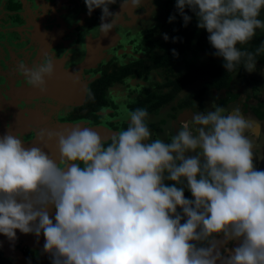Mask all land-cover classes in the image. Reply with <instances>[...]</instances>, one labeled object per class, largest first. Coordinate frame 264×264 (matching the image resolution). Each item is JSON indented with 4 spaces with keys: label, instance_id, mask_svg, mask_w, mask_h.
<instances>
[{
    "label": "clouds",
    "instance_id": "1",
    "mask_svg": "<svg viewBox=\"0 0 264 264\" xmlns=\"http://www.w3.org/2000/svg\"><path fill=\"white\" fill-rule=\"evenodd\" d=\"M116 3L84 0L89 16L101 10L97 27L104 35L125 8L142 6L141 0H120L122 11L111 12ZM186 7L226 72L240 65L255 70L264 44L255 53L236 45L249 44L264 29L258 18L264 0H176L184 26L192 19ZM175 18L170 14L168 22ZM17 71L44 91L54 65L45 59ZM126 115L128 127L107 146L87 127L41 129L37 140L45 147L55 140L57 159L42 147H26L17 133L0 136V234L9 241L17 239L15 230L43 234L51 264H264V170L254 165L245 134L250 123L240 109L195 112L194 131L184 125L170 142L151 139L145 108ZM185 188L194 199L185 198ZM233 240L239 245L223 256L218 244Z\"/></svg>",
    "mask_w": 264,
    "mask_h": 264
},
{
    "label": "flooded vegetation",
    "instance_id": "2",
    "mask_svg": "<svg viewBox=\"0 0 264 264\" xmlns=\"http://www.w3.org/2000/svg\"><path fill=\"white\" fill-rule=\"evenodd\" d=\"M20 2L23 10L26 9V6L28 7L24 10L25 12L33 14V23L45 27H42L43 31L41 33L44 31L49 32L51 36L45 52H39V54H37V52L34 53L35 50L30 46V41L32 37L35 38L38 36L40 29L39 27L36 28L35 32L22 30V27L30 29L29 26H25L27 25V19L23 16V23L13 26L9 31L14 34L16 32L18 39H14L21 43V55L24 57L30 56L34 60L39 58L38 62L51 59L53 65H56L54 60H58L60 63V66L57 67L60 70L55 74L59 80V93H52L51 95L42 97L43 99H48L49 102H42L40 106L52 112L50 116L53 118L54 123H71L73 125L81 123V128L87 127L93 130L97 127H104L103 132L105 134L102 139L104 140L105 146H107V144L111 142L113 135L121 130H126L123 124H128L127 116L125 118L115 117L116 113L118 114V112L120 113L121 111L127 112L135 109V105H142L141 102L144 101V93L146 90L150 92L152 90L159 91L160 87H158L157 84L164 83L162 71L160 69H152L148 73L150 74L157 70L162 75V79L158 78L156 82L150 85L148 83V86H143L145 82L151 81L149 80L148 74L145 77L127 76L124 79L110 84L108 81L110 80V76L112 77V74L115 72L119 74V70L123 67L145 57V54L142 57L138 56V53L136 54L132 48L130 50L122 49V38L117 31L119 26L125 28L122 20L117 21L114 28L110 30L107 35H104L97 27L101 23L100 9H94L91 16H89L84 0H21ZM144 7L142 3L141 8L143 10H145ZM121 11L120 3H116L111 9V12ZM133 11L134 9L131 7L125 8L120 16L124 15L126 19H131V17H133ZM127 32L130 33V31L127 30L125 32L124 36L126 35V37L130 35ZM59 35L62 37L63 41L57 42V37ZM11 36L14 37L13 34H11ZM131 39L132 38H130L129 41H131ZM28 44L30 45L27 46ZM147 50L150 49L147 48ZM136 52H138V48ZM125 58L128 60L124 61ZM68 61H73L74 66H76V70L72 74L66 72L67 65H69ZM22 64L26 66V61H24V63L22 62ZM17 68L18 66L15 65L13 72L6 75L8 77L7 89L9 90V86L13 87L16 84V86H18V84L27 83L26 77L22 72L17 71ZM54 68L56 67L54 66ZM178 70L180 69H175L174 74H177ZM53 72H55V69ZM53 75L54 73L52 76ZM101 83L106 84V88L103 89L105 92L103 96H101V93H103L102 91L101 93L98 92L99 96H95L92 93H94V90L96 91L99 86L102 88ZM189 86L190 85H187L179 90L174 97L167 104L161 106L157 112L150 113L148 122L154 127L156 124L152 123L154 120L152 117H157L155 122L157 124L158 122L159 124L167 122V116L161 114V109L168 107L171 109V111L169 110L171 115L170 118H168L169 125L167 126L169 127L168 133H170L171 136L175 135L177 131L173 125V122L176 121V123H180V125L177 126L179 129L187 125L190 130V124H192L195 129L196 125L191 123L195 110H193V107L190 108L185 105L186 102L188 103L193 100L190 98L191 92L188 90ZM168 89L169 87H163L164 91ZM90 100H92V102H89ZM233 104L234 103H229V111L232 110L231 107ZM241 112L246 116L255 115V113L247 107L246 109L243 108ZM257 118L262 122L264 121V117ZM150 119H152V121ZM262 124L258 137H255V135L251 133L253 138H257L256 140L261 139V136L264 135V122ZM114 125H118L121 129H116ZM36 133V131H32L29 133L30 135L25 134L23 136L25 139L29 138V136L35 138ZM100 136H102V134H100ZM162 137L164 136L162 135ZM171 138L169 141H171ZM190 155H195V153H186V156ZM54 156L57 159L58 153ZM259 162L264 165V160ZM259 170H264V167L262 168L259 166ZM172 183L171 181H165L166 185ZM184 196L188 199H194L191 194L187 195L184 193ZM49 213L50 218L54 217V207H49ZM15 231L17 234V239L15 241H9L8 243L4 241L0 243V264H51L49 254L43 251V234L36 237L31 233L22 234L19 230ZM221 236L222 235L216 236V240L218 241ZM190 243H194L198 247L202 246V242L191 241ZM234 243L237 247L240 242L236 240L228 241L226 244H218V248L221 253L223 250L229 251L230 249H234L232 245ZM203 246L207 245L205 244Z\"/></svg>",
    "mask_w": 264,
    "mask_h": 264
},
{
    "label": "trees",
    "instance_id": "3",
    "mask_svg": "<svg viewBox=\"0 0 264 264\" xmlns=\"http://www.w3.org/2000/svg\"><path fill=\"white\" fill-rule=\"evenodd\" d=\"M158 7V10L167 11V16L175 15V20L168 22L170 24V30L168 33V41L164 39H158L152 33V30H147L139 41V46L145 45L147 50L144 58L137 60L135 63H131L119 70V74L116 72L110 76L108 83L126 78L127 76L145 77L152 69H160L162 71L164 83L157 84L160 87L159 91H145L144 101L142 105H135L136 108H145L148 113L157 112V110L167 104L174 95L187 85L193 84L200 77H207L209 80L203 84V86L195 90L191 94V102H186L185 105L193 110H200L207 112L203 106L202 99L208 90L216 89L222 90L228 88L233 80L236 78L243 85H255L256 79L250 76L242 65L238 66L237 71L226 72L223 67V58L216 57L213 54L207 58L202 59L204 52H208L215 49L210 45L207 40L208 33L205 29L197 27V18L194 13L187 7L185 13L192 17L187 26H184L183 19L176 11V0H153ZM264 20V10H262L260 17ZM178 37L176 42H173L172 38ZM264 44V30H256V35L247 45L236 46L242 50L255 53V50ZM175 49L178 55L174 56L172 50ZM256 65L264 66V52L255 56ZM177 67H183V70H178L177 74H174V70ZM117 74V75H116ZM118 76V77H116ZM101 86L94 90L95 96L101 91L103 96L106 88L105 83H101ZM163 87H169L167 91L163 90ZM99 96V95H98ZM89 102H92L90 100ZM197 102V103H195ZM196 105V106H195ZM256 109L257 107H253ZM134 110V109H133ZM256 115V113H255ZM257 116V115H256ZM258 117V116H257ZM263 118V117H262ZM149 128L154 127L147 121ZM124 128L128 127V124H123ZM174 183V182H173ZM184 193L191 194L186 188ZM177 211H180L178 208ZM184 220L181 221L183 223Z\"/></svg>",
    "mask_w": 264,
    "mask_h": 264
},
{
    "label": "crops",
    "instance_id": "4",
    "mask_svg": "<svg viewBox=\"0 0 264 264\" xmlns=\"http://www.w3.org/2000/svg\"><path fill=\"white\" fill-rule=\"evenodd\" d=\"M20 1L21 0H0V56H3V58H0V63L3 61L4 67H8L10 72H13L15 65L19 66L20 64H22V62L24 63V61H26V65H28L29 63L27 57L21 55V43L15 40L18 39L17 34L15 33V35L14 33L9 32L10 28L12 29L13 26L21 25L24 21V17L27 19V25L25 26H29L30 29H25L26 27H22V30L35 32L36 28L39 27L41 33L43 31L42 27H44L43 25L40 26L33 23V14L25 12L24 10H26L28 7L26 6V9L23 10ZM40 33L35 38H31V45H27L32 46L33 50H35L34 53L37 52V54H39V52H45V49L50 42L51 37L49 35V32L44 31L41 34ZM11 34H13L14 37H12ZM1 41H8V50L1 49L2 46H5V43H1ZM59 41H63L60 35L57 37V42ZM35 60L38 61L39 58H36ZM54 61L56 64L54 65L56 67L54 68L55 72H53L54 75L50 78L45 77L46 83L44 91H40L39 89L32 87L28 83L18 84V86H16V84L13 87L9 86V90L7 89L8 77L6 75L10 72L6 71V73L0 74V136L5 134L7 131H11L13 134L17 133L24 141L26 147H42L44 151L48 152L53 159H56L54 156L56 153H58V150L56 148V141H49L47 147H45L42 142H39L37 140V135L41 129L61 132L72 129L69 128V126L67 125L68 123H54L53 118H51L50 114L47 113V110L45 108L43 109L40 106L42 102H49L48 99L46 100L42 97H44L45 95H51L52 93H59V80L58 77L55 76V74L59 72L58 70H60L57 68L60 66V63L58 60ZM74 71L75 70H73L72 66L67 67V73L72 74L74 73ZM242 104L243 103L233 104L231 109L233 110L235 108H239L240 111H242L245 107ZM253 104L254 102L249 107L250 109L254 107ZM255 105V107H258L257 104ZM242 115L244 118H247L246 120L250 123V127L245 134L251 136L252 133L255 135V137H258L263 125L262 123L264 121H260L254 114L246 116L244 115V113H242ZM103 129L104 127H97L94 131H96L99 135H104L105 133L103 132ZM32 131L37 132L36 137L33 138V136H29V138L25 139L23 135L29 134ZM254 139L256 140L257 138ZM4 241H6L7 243L9 242V240L3 234H0V243ZM217 264H220V262L217 261Z\"/></svg>",
    "mask_w": 264,
    "mask_h": 264
},
{
    "label": "rangeland",
    "instance_id": "5",
    "mask_svg": "<svg viewBox=\"0 0 264 264\" xmlns=\"http://www.w3.org/2000/svg\"><path fill=\"white\" fill-rule=\"evenodd\" d=\"M142 3L144 4V8L145 10H143L141 7L138 9H134V13H133V17H131V19H126V17L124 15L120 16V20L123 21L125 28L119 26L117 28V31L119 32L118 34L121 36L122 40V44L123 50H127V49H134V52L138 55V56H143L144 54L146 55V50L147 48L145 47V45L143 47L139 46V40L141 39L142 35L144 33L147 32V30H152V33L154 34V36L158 39H163L162 34L166 33L168 35L169 30H170V24L168 23V16H167V11L165 10H158L157 5L154 3L153 0H141ZM117 3H120V0H117ZM115 4L109 5V10L111 11L112 7ZM157 9V10H156ZM100 15H101V10L99 11ZM124 29V31H123ZM130 31L127 32L130 35H128L126 37V35L124 36L126 31ZM260 30V29H258ZM264 30V29H263ZM16 33V32H15ZM123 35V37H122ZM4 37V36H2ZM131 39V41H129ZM1 43H5V46H2L1 49H5L8 50V41H1ZM138 48V52H136ZM214 53L213 50H210L208 52H204V54L202 55V59H207L209 58L212 54ZM132 56V55H131ZM29 64L26 65L28 68H31V66L35 63H37V60H34L32 57L30 56H26ZM0 58H3V56H0ZM68 59V58H67ZM128 60L127 58L124 59V61ZM71 63H73V61H71ZM73 70H76V66H72ZM177 69L183 70V68L178 67ZM10 72V70L8 69V67H4L3 65V61L0 63V74H3L5 72ZM247 73L254 77L256 79V82L254 83L255 85L249 84V85H243L241 83V81H239L238 79H234L233 82L231 83V85L226 88V89H222V90H208L202 100L203 106L206 109V111H210V110H215L216 107H223L226 109H228L229 107V103H234V104H240L243 103L242 105H244V109L249 108L252 103L254 102V107L256 106L255 104L258 105V107L256 109L252 108L250 109L251 111H253L254 113H256V115L259 118L264 117V66H260V65H256L255 66V70L252 72H248ZM149 80L148 82H145L143 86H148L149 85L156 82V80L158 78L162 79V75L160 74V72L153 71L150 74H148ZM151 78V79H150ZM209 79L207 77H202L199 80L197 79V81L195 83H193V85L191 84L188 87V90L192 93H194L195 90L200 89L204 83H206ZM255 99V101H254ZM257 100V101H256ZM169 110L171 111L170 108L166 107V108H162L161 109V114L167 116V122H162V123L158 124L155 123L156 122V118L157 117H152L154 118V120L152 121V119H150L152 121L153 124H156L155 127L150 128V131L152 133L151 135V139L155 140V139H161L164 140L165 142H170V138L172 137L170 133H168L169 127L167 125H169L168 122V118H170L171 113L169 112ZM195 112H202L200 110H195L193 113ZM47 113H49L50 115L52 114V112L47 110ZM127 112H118V114L116 113L115 117H122L125 118ZM8 118V117H7ZM176 121V120H174ZM177 122V121H176ZM173 122L174 127L176 128V130H178L179 128L177 127L178 125H180V123H176ZM192 123V121H191ZM160 125V126H159ZM116 126V129H121L118 125H114ZM154 128V130H153ZM190 130H194V127L192 124H190ZM162 135L164 137H162ZM248 136V135H247ZM248 138L251 140L252 144H253V153H254V165L257 167V170H259V166L260 167H264L263 163L260 164V162L258 161H262L264 160V135L261 136V139L259 140H255L252 136H248ZM104 141V140H103ZM223 240V237L221 236L218 241ZM233 247L235 248V243L232 244ZM222 255H224L225 257L230 256L232 253V250L230 249L229 251L223 250L222 251ZM228 253V255H227Z\"/></svg>",
    "mask_w": 264,
    "mask_h": 264
},
{
    "label": "water",
    "instance_id": "6",
    "mask_svg": "<svg viewBox=\"0 0 264 264\" xmlns=\"http://www.w3.org/2000/svg\"><path fill=\"white\" fill-rule=\"evenodd\" d=\"M68 62H69V61H68ZM65 65H67V64H65ZM65 65H64V66H65ZM68 66H73V63L69 62V65H67V67H68ZM67 125L69 126V128H75V127H80V125H82V124H81V123H76V124L73 125V124H71V123H68ZM101 137H103V135H102Z\"/></svg>",
    "mask_w": 264,
    "mask_h": 264
}]
</instances>
